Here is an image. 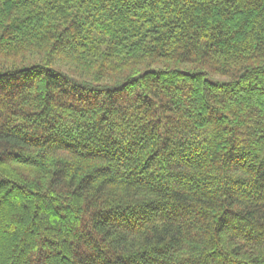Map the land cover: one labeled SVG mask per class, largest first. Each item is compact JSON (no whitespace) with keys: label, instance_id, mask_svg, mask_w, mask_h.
Instances as JSON below:
<instances>
[{"label":"trees","instance_id":"16d2710c","mask_svg":"<svg viewBox=\"0 0 264 264\" xmlns=\"http://www.w3.org/2000/svg\"><path fill=\"white\" fill-rule=\"evenodd\" d=\"M0 264H264V0H0Z\"/></svg>","mask_w":264,"mask_h":264}]
</instances>
